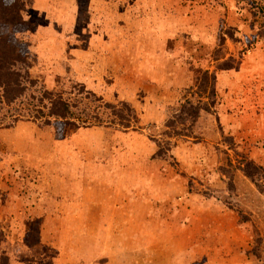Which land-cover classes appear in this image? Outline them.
<instances>
[{
	"label": "rangeland",
	"instance_id": "374dc122",
	"mask_svg": "<svg viewBox=\"0 0 264 264\" xmlns=\"http://www.w3.org/2000/svg\"><path fill=\"white\" fill-rule=\"evenodd\" d=\"M17 9L0 22V264H264V0Z\"/></svg>",
	"mask_w": 264,
	"mask_h": 264
},
{
	"label": "trees",
	"instance_id": "16d2710c",
	"mask_svg": "<svg viewBox=\"0 0 264 264\" xmlns=\"http://www.w3.org/2000/svg\"><path fill=\"white\" fill-rule=\"evenodd\" d=\"M0 22L3 20H8L9 19V14L8 12H10V15L13 13L15 15H17V12H20L21 9H17V0H0ZM12 9V10H11ZM6 14H8L6 16ZM1 25V23H0ZM13 59L17 60V57H12ZM9 65H11L9 62L7 64L3 63L2 66L0 65V68H7L10 67ZM8 69V68H7ZM2 71V69H1ZM10 75H12V77H14V81L13 84L17 85V72H9ZM8 98V97H7ZM70 111L68 110L67 105L59 100H51V111L50 114L53 116H56L58 118H62V119H66L69 116ZM250 164H247V167L245 168V174L247 176H249L250 178H253V180H257V178L259 179V177L256 176V172L251 171L250 170ZM253 175V176H252ZM260 184L257 185L258 188H260Z\"/></svg>",
	"mask_w": 264,
	"mask_h": 264
}]
</instances>
